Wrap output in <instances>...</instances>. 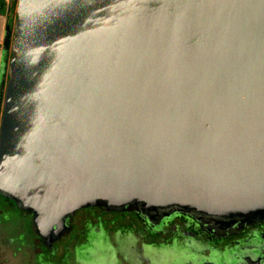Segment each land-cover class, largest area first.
Instances as JSON below:
<instances>
[{"label": "water", "instance_id": "95a60500", "mask_svg": "<svg viewBox=\"0 0 264 264\" xmlns=\"http://www.w3.org/2000/svg\"><path fill=\"white\" fill-rule=\"evenodd\" d=\"M16 13L0 195L45 241L99 204L223 231L264 218V0H17Z\"/></svg>", "mask_w": 264, "mask_h": 264}, {"label": "flooded vegetation", "instance_id": "af4514ba", "mask_svg": "<svg viewBox=\"0 0 264 264\" xmlns=\"http://www.w3.org/2000/svg\"><path fill=\"white\" fill-rule=\"evenodd\" d=\"M3 199L8 204L5 210L17 207L32 225L31 211ZM65 224L69 230L51 244L33 227L34 258L23 255L20 264H264V218L223 231L185 214H172L152 224L135 206L115 211L99 204L68 214ZM73 231L75 242L66 245L68 251L52 253L56 241ZM89 239L97 245V256L84 263L78 257L77 244L83 247ZM106 244L110 251L103 257L106 251L100 247ZM8 246H2L0 264H11Z\"/></svg>", "mask_w": 264, "mask_h": 264}, {"label": "rangeland", "instance_id": "374dc122", "mask_svg": "<svg viewBox=\"0 0 264 264\" xmlns=\"http://www.w3.org/2000/svg\"><path fill=\"white\" fill-rule=\"evenodd\" d=\"M9 61L6 62V64ZM1 116V114H0ZM5 203L3 197L0 196V232L3 236L2 239H6L8 241H12L13 245L8 246V257L11 259L12 254L17 253L16 260H11V264H20L22 261V256H26L29 260L32 259L33 256V244L35 243V231L33 226L30 224L28 218H22V214L20 210L13 206L5 210ZM8 205V204H7ZM26 219V220H25ZM76 234L75 232H71L60 240L56 241L53 246L52 253L68 251L66 245L70 244V242H75ZM93 240L89 239L85 246H79L77 243V252L79 259L87 263L88 258L97 256V245L92 242ZM92 242V243H91ZM109 244L103 245L100 247L101 250L106 252H102L103 257H107V253L110 251ZM99 246V245H98ZM1 250V248H0ZM3 250V249H2ZM12 253V254H11ZM102 257V258H103ZM34 258V256H33Z\"/></svg>", "mask_w": 264, "mask_h": 264}, {"label": "trees", "instance_id": "16d2710c", "mask_svg": "<svg viewBox=\"0 0 264 264\" xmlns=\"http://www.w3.org/2000/svg\"><path fill=\"white\" fill-rule=\"evenodd\" d=\"M16 6H17V0H11L10 5L8 7L9 13H8V23L6 25V35L3 41V49L5 52L4 56V66L2 69V79L0 81V114H2V106H3V97H4V91L2 89V85L6 83L8 79V63L10 56H11V46H12V40H13V27H14V21L16 19L17 13H16ZM1 196V195H0ZM3 197V196H1Z\"/></svg>", "mask_w": 264, "mask_h": 264}, {"label": "crops", "instance_id": "0c3cea01", "mask_svg": "<svg viewBox=\"0 0 264 264\" xmlns=\"http://www.w3.org/2000/svg\"><path fill=\"white\" fill-rule=\"evenodd\" d=\"M11 0H0V81L2 79V69L4 66V56L5 52L3 49V41L6 35V25L8 23V13H9V5H10ZM1 229V228H0ZM3 236L0 232V254L3 253L2 246L3 244H9L11 247L13 245L12 241H8L6 239H2ZM16 256L12 257L11 260H16Z\"/></svg>", "mask_w": 264, "mask_h": 264}]
</instances>
